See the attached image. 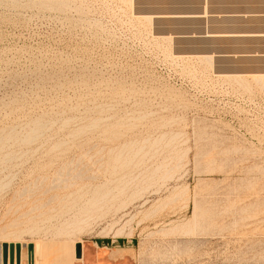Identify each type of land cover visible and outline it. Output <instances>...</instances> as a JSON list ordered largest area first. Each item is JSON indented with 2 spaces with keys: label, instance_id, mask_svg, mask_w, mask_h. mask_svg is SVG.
Wrapping results in <instances>:
<instances>
[{
  "label": "rangeland",
  "instance_id": "374dc122",
  "mask_svg": "<svg viewBox=\"0 0 264 264\" xmlns=\"http://www.w3.org/2000/svg\"><path fill=\"white\" fill-rule=\"evenodd\" d=\"M156 8L0 0L6 262L95 244L131 264H264V80L215 75L142 15Z\"/></svg>",
  "mask_w": 264,
  "mask_h": 264
},
{
  "label": "crops",
  "instance_id": "0c3cea01",
  "mask_svg": "<svg viewBox=\"0 0 264 264\" xmlns=\"http://www.w3.org/2000/svg\"><path fill=\"white\" fill-rule=\"evenodd\" d=\"M137 3L139 7H157L153 13H145L155 16L157 22L183 29L173 32V36L195 45L198 49L188 56H203L212 64L215 75L264 80V0H137ZM78 260L74 264H131V255L123 245L105 252L92 244L82 248Z\"/></svg>",
  "mask_w": 264,
  "mask_h": 264
},
{
  "label": "bare ground",
  "instance_id": "6f19581e",
  "mask_svg": "<svg viewBox=\"0 0 264 264\" xmlns=\"http://www.w3.org/2000/svg\"><path fill=\"white\" fill-rule=\"evenodd\" d=\"M212 2V1H211ZM204 4V3H203ZM191 7V6H190ZM193 9V8H192ZM145 12V11H144ZM215 13V12H214ZM191 14V13H190ZM143 15V14H142ZM193 15V13H192ZM196 15V14H195ZM145 16V14H144ZM159 20V19H158ZM189 21V20H188ZM157 22V21H156ZM223 23V22H222ZM156 24V23H155ZM190 24V23H189ZM158 25V24H157ZM191 25V24H190ZM156 26V25H155ZM196 27V26H195ZM191 29V28H190ZM198 30V29H197ZM200 30V29H199ZM225 32V31H224ZM197 35V34H196ZM202 35V34H201ZM205 44V42H204ZM203 45V44H202ZM199 46V45H198ZM207 46V45H206ZM201 47V46H200ZM205 47V46H204ZM198 49V48H197ZM205 50V49H204ZM208 50V49H207ZM200 51V50H199ZM210 52V51H209ZM205 53V52H204ZM251 54V53H250ZM210 57V56H209ZM207 58V57H206ZM213 58V57H212ZM218 70V69H216ZM262 75V74H261ZM38 133V132H37ZM34 134V133H33ZM25 141V140H24ZM27 142V141H26ZM30 143V142H29ZM3 245L0 244V264H15V257L14 256H9L8 261L6 262L3 259ZM34 257H35V250L33 248V261H34ZM16 264H28V253L26 250V246L22 247V251H21V255H20V263H16Z\"/></svg>",
  "mask_w": 264,
  "mask_h": 264
},
{
  "label": "water",
  "instance_id": "95a60500",
  "mask_svg": "<svg viewBox=\"0 0 264 264\" xmlns=\"http://www.w3.org/2000/svg\"><path fill=\"white\" fill-rule=\"evenodd\" d=\"M2 249H4V248H2ZM17 249H18V248H17ZM28 249H29V259L31 258V260H32V255H33L32 251H33V247L30 245ZM17 258H19V251H18V250H17ZM76 258H77V259H81V246H80V244L77 245V247H76Z\"/></svg>",
  "mask_w": 264,
  "mask_h": 264
}]
</instances>
